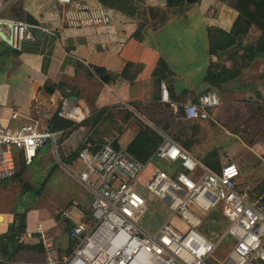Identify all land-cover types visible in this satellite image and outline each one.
<instances>
[{"label": "crops", "instance_id": "0c3cea01", "mask_svg": "<svg viewBox=\"0 0 264 264\" xmlns=\"http://www.w3.org/2000/svg\"><path fill=\"white\" fill-rule=\"evenodd\" d=\"M78 1L86 4L89 12L102 8L109 18L108 21L73 22L65 18L63 6L56 0H0V20L24 21V16L29 14L40 23L42 30L33 39L21 42L19 49H13L0 38V124L17 127L25 121V116L31 115L38 118L42 127H50L59 98L70 97L75 92H78L75 100L78 103L86 104L88 93L95 91L93 100L96 108L116 106L113 108L123 110L132 117L133 110L147 114L160 107L158 100L161 83L166 85L171 99L178 102H194L197 95L215 91L220 104L209 111L207 123L210 121L221 126L222 121L218 118H221L222 112L219 106L224 103H237L240 104V109L246 107L247 113L252 112H249L252 106L245 105L241 98L250 89L248 85L258 82L259 76L264 75V57L254 59L246 71L222 84L219 90L209 89L205 81L208 63L216 61L208 52V29L218 28L229 33L238 18V13L233 8L220 0H190L181 9L170 10L169 17L162 26L147 29L144 37L136 40L133 33L138 28V19L110 9L98 0ZM143 1L148 6H165V0ZM85 16L83 12L80 14V18ZM2 30L9 34L5 25ZM97 68L107 73L106 81L101 80ZM235 95L241 98L237 101L234 99ZM13 111L18 112L17 118L11 117ZM215 111L219 117L214 114ZM129 128L131 135L124 144L119 141L123 132L115 139L119 149L123 151L139 129L135 123L129 125ZM206 131L211 135L210 127ZM55 132V141H49L56 160L79 182L77 175L82 164L71 153L86 140V147L90 149L101 146L100 136L93 135L92 128L86 125L76 127L65 136L62 129ZM210 141L216 142L214 135ZM232 145L233 143L225 148L229 149ZM37 154L38 152L32 162L37 160ZM51 158L52 154L48 152L40 157L38 163L41 166L46 165ZM44 169L53 171L55 167L47 164ZM240 176L241 172L236 179V186L240 192H246L240 187ZM4 192L11 195L9 189L0 186V194L4 195ZM259 196H264V191L255 198ZM249 198L255 199L250 196ZM70 200L73 201L71 206L80 210L76 219L83 217L84 210L90 208V204L83 207V203L77 199ZM13 217L14 208L10 200L9 205L0 207V226L4 221L9 225ZM31 220L26 218L25 230L33 231L37 223H42L37 221L33 225L34 221ZM63 221L66 234L64 243L70 248L69 223L64 217ZM25 244L31 248L18 251L6 261H9L8 264L16 259H43V251L36 234ZM65 253L58 247L59 256L66 255Z\"/></svg>", "mask_w": 264, "mask_h": 264}, {"label": "built area", "instance_id": "2783aa9c", "mask_svg": "<svg viewBox=\"0 0 264 264\" xmlns=\"http://www.w3.org/2000/svg\"><path fill=\"white\" fill-rule=\"evenodd\" d=\"M56 1L63 6L65 18L73 22L109 19L100 7L89 12L88 6L78 0ZM82 12L85 18H80ZM9 22L12 23L10 46L13 49H19L21 42L33 39L34 35L23 20ZM2 27L0 24V30ZM158 102L160 107L168 109V117L185 124L206 121L209 111L220 104V99L215 91H206L197 95L194 102L174 101L166 85L161 83ZM91 113L87 104L71 101L66 96L59 98L56 115L61 119L81 124ZM132 113L138 119L147 118L142 112L133 110ZM18 115L17 111L11 113L12 118ZM146 124L152 127L147 120ZM154 129L162 140L146 162L132 158L108 143L96 150L81 149L77 157L82 168L77 178L91 193V219H76L68 211L62 212L69 223L71 250L61 256L54 237L37 223L33 231L25 230L15 239L25 244L36 234L43 259H16L11 263L207 264L211 261L210 264H218L214 254L220 242L228 238L231 245L219 264H264L263 196L250 199L246 192L238 190L236 179L240 170L233 161H224L215 171L170 135L157 127ZM56 135L57 132L42 127L38 118L31 115L25 116V121L17 127L0 124V184L15 175L14 150L22 151L24 163L28 165L38 149L49 139L54 142ZM153 159L164 163L166 170L154 169L142 188L136 182ZM151 200L160 203V207L153 210L162 217L154 231H151L152 218H147ZM189 205L204 211L220 210L228 225L218 238L212 240L198 230L201 218L189 209ZM6 225L4 221L0 234L6 233Z\"/></svg>", "mask_w": 264, "mask_h": 264}, {"label": "rangeland", "instance_id": "374dc122", "mask_svg": "<svg viewBox=\"0 0 264 264\" xmlns=\"http://www.w3.org/2000/svg\"><path fill=\"white\" fill-rule=\"evenodd\" d=\"M248 86H250V89H247L246 95H243L242 98L239 95H235L234 99L238 101L241 98L245 105H251L252 108H249V112H252L247 113L246 107H241L240 109V104L237 103H233L235 106L224 103L219 106L222 112L221 118H218L223 122L220 123L221 126H217L210 121L208 123L207 121H203L197 123L198 129L193 130L182 121H175L171 116L168 117V109L162 107H158L157 110L145 114L147 118L144 116L143 118L139 117L141 122L137 120L138 118L124 113L123 110L111 108L106 111L101 123L97 127V132H93V135H99V143L104 144L118 138L117 136L123 132L119 141L121 144H124L131 135L129 125L131 126L135 123L139 127L141 124H145L147 120L152 127L159 129L160 125L158 121L163 124L169 123L170 128L164 133L179 135V132L183 131L184 135L188 136L186 138H190L193 143L190 151L199 159L204 153L216 150L220 165L226 160H231L235 164L237 163L241 172V189L246 190L251 198H255L259 194V184L264 179V75L259 76L258 82H253V84H249ZM94 92L90 91L88 93L86 102L91 110L96 108L93 100ZM245 97L248 98V101L245 100ZM237 111L241 113L238 114ZM214 114L219 117L217 111ZM151 117L155 119L151 120ZM209 127L212 133H214L213 135L216 140L214 143L210 141L213 136L212 133L210 135L206 131ZM181 128L183 130H180ZM218 136L219 138H217ZM49 140L38 149L37 160L27 165L21 180L13 177L0 184L1 187L9 189L11 192V195H7L5 192L4 195L3 193L0 194V207L9 205L10 200H12L14 214L25 213V220L26 218L32 219L31 221H34L32 224H35L37 221L46 222L43 225L44 230L53 235L57 247L65 253L66 251L70 252L71 248H68L67 243H64L66 241V234L62 212L66 210L73 217H79L80 210L76 206H71L73 199H70L75 198L83 203V207H87L90 204L91 194L68 170L60 166ZM232 143L233 145L229 149L225 148L226 146L229 147ZM48 152L52 154V158L48 160L47 164L55 167L53 171L44 169L47 164L41 166L38 163L40 157L48 154ZM20 162L21 157H17L16 155L17 167L20 166ZM73 169L76 170V168ZM154 169L166 170V166L157 159L151 160L143 175L136 183L142 187L147 176H150ZM41 184H44L41 194L35 193V190ZM143 195L149 198L148 194L143 193ZM149 206L150 213L147 214V218H152L151 231H154L161 222L162 217L161 215H157L153 208H159L160 203L157 204L154 200H151L149 201ZM189 209L201 218L202 223L198 227V230L210 236L212 240L218 238L228 225V220L216 208L204 211L193 205H189ZM230 245L231 241L228 238H224L220 242L214 254L217 262L220 263L223 260ZM210 263L211 261L207 262V264Z\"/></svg>", "mask_w": 264, "mask_h": 264}, {"label": "trees", "instance_id": "16d2710c", "mask_svg": "<svg viewBox=\"0 0 264 264\" xmlns=\"http://www.w3.org/2000/svg\"><path fill=\"white\" fill-rule=\"evenodd\" d=\"M220 1L233 8L238 13V18L233 25V29L229 33L218 28L208 29V52L215 57L216 61H210L208 63L205 81L209 89L214 88L217 90L221 89L222 84L246 71L254 59L264 57V0ZM98 2L110 9L117 10L122 14L138 19V28L133 33V37L136 40H141L147 29H156L162 26L168 19L170 10L181 9L183 5L188 3L186 0H165V6L160 7L145 5L143 0H98ZM113 107L116 106L92 109L91 115L81 124H73L68 120L61 119L57 117L55 112L50 121L49 129L51 131L62 129L64 130L63 135L65 136L76 127L86 125L90 126L94 132H97V127L101 123L106 111ZM150 119L153 120L155 118L151 117ZM158 124L160 125L158 130L161 132H165L170 128L169 123L163 124L158 121ZM185 124L193 130L198 129L196 122H185ZM180 130H183V128ZM170 136L183 148L189 151L192 149L193 143L190 138H186L188 136H185L183 131H180L179 135L172 133ZM161 140L162 136L154 128L143 123L139 126L136 135L126 145L124 151L130 157L141 162H146L151 158ZM87 143L88 140L77 146L71 153L73 158L78 155L81 149L86 147ZM107 143L115 149H119V145L115 139ZM99 147L96 146L91 150H96ZM13 154L16 168L13 177L21 180L20 176L26 168L23 153L21 150L16 149ZM16 155L17 157H21L19 167L16 165ZM200 160L207 167L215 171H218L220 168L216 150L204 154ZM43 187L44 184H41V186L35 190V193L39 194ZM263 191L264 179L259 184V194ZM83 218L86 221L91 219L89 210H84ZM23 231H25V213H15L13 221L7 227L6 233L0 234V264H7L6 261L13 257L18 251L31 248V246L19 243L15 239V237Z\"/></svg>", "mask_w": 264, "mask_h": 264}, {"label": "water", "instance_id": "95a60500", "mask_svg": "<svg viewBox=\"0 0 264 264\" xmlns=\"http://www.w3.org/2000/svg\"><path fill=\"white\" fill-rule=\"evenodd\" d=\"M190 1V0H186ZM24 22L28 25V30L34 35L37 36L38 34H41L42 30L40 27V23L36 21L34 18H32L29 14H26L24 16ZM0 24L5 25L8 28L9 34H6L3 30H0V38L5 41L7 44L10 45L11 43V33H12V23L9 21H0ZM97 72L100 74V78L102 81H106L108 79L107 73H104L101 68H97ZM77 93L75 92L74 95L68 97L69 100L75 101L77 99Z\"/></svg>", "mask_w": 264, "mask_h": 264}]
</instances>
